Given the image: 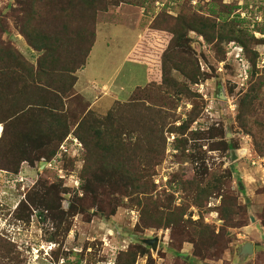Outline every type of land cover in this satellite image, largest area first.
<instances>
[{"label":"rangeland","instance_id":"rangeland-1","mask_svg":"<svg viewBox=\"0 0 264 264\" xmlns=\"http://www.w3.org/2000/svg\"><path fill=\"white\" fill-rule=\"evenodd\" d=\"M107 2L112 5L98 14L99 38L79 82L103 98L92 106L74 89L58 100L49 92L61 90L52 86L69 82L43 75L35 94L63 106L69 134L49 147L28 141L23 147L34 163L20 161L10 133L2 139L7 124L0 123V264H130L131 253L137 254L135 264H264V87L256 102L244 103L264 80V0ZM31 11V0H0V32H7L5 45L38 70L45 51L31 47L22 32L39 44L53 10L35 6L33 25L27 20ZM223 11L240 16L256 43L248 55L238 43L210 44L190 32L188 56L200 70L193 83L186 66L165 55L172 37L158 29L173 26L181 15L216 18ZM181 54L182 48L174 49ZM106 83L112 88L104 91ZM180 88L189 92L180 96ZM89 113V121L102 125L95 124L85 144L77 128ZM148 116L165 126L146 127ZM183 123L188 129L180 133ZM123 127L122 139L137 146L124 153L135 166L129 170L145 177L147 194H137V182L126 190L102 185L109 172L100 161L106 143L97 152L99 139L112 137L100 133ZM156 133L161 135L154 140ZM168 210L184 213L180 227H159ZM199 230L211 240L198 246L193 233ZM154 239L158 250L149 245ZM246 244L254 246L253 254L242 255Z\"/></svg>","mask_w":264,"mask_h":264},{"label":"trees","instance_id":"trees-1","mask_svg":"<svg viewBox=\"0 0 264 264\" xmlns=\"http://www.w3.org/2000/svg\"><path fill=\"white\" fill-rule=\"evenodd\" d=\"M110 5L112 3H108L107 0H31L32 11L27 16L28 21H34L36 19L35 15H39V13L34 12L35 6L49 7V9L53 10L52 19L46 24L49 32H44V30L39 31L42 34L38 35L39 44L33 42L27 33L22 32L31 47H34L39 52L45 51L44 56L39 60L38 70L28 63L19 52L5 45L1 37L2 34L5 35L7 32H0V123L7 124L2 139L5 141L7 134L10 133L9 137L12 140V145H14L16 154H19L21 162L31 161L34 163V160L27 156V150L23 147L25 144L27 147L30 146L28 141H31L33 146L35 144L37 147L43 148L51 146L56 140L62 143L68 136L69 127L66 126L64 121L63 106L56 104L51 99L37 96L35 94V87L38 83L40 84L39 81H43V75L47 78L52 77L50 75H57L61 79H67L66 81L69 82V85H64L63 88L61 86H52L61 90L62 94L59 91L60 94L49 92V95L54 96L58 100H63L73 92L77 83V77H74V74L87 66L90 54L96 43L98 14L106 12ZM224 9H227V7H224ZM47 11L49 10H45L44 12ZM231 15V11L219 12L216 18L204 15L190 17L185 14L175 19L173 26L168 24L169 27L163 26V28L158 29L164 32L165 36L169 35L172 37L165 55L168 54L167 56L171 60L177 61L178 59L186 66L184 74L191 82L196 83L200 70L196 71V65H194L192 57L188 56L187 42L190 32H196L210 44H213L215 40L221 43H238L245 50L246 54H250L251 46L256 43V38L249 35L242 27L240 16L232 17ZM30 24L33 25L31 21ZM34 33H38L35 28ZM220 47L219 45L218 48ZM177 48H182L183 50V54L179 56L180 59L177 55H174V49ZM254 53L256 57L254 65L256 68L258 54ZM255 72L257 74V71ZM256 86L257 88L252 87L248 91L244 98V103L252 105L259 99V92L264 87V80H259ZM14 87L15 89H13ZM186 92H189L188 88L185 91L184 88H180L177 91L180 96ZM89 115L82 119L77 128V136L85 144H87L86 136L89 132L96 125H102L101 120L94 119L93 121H89L88 117H91L92 114L89 113ZM166 119L168 120L170 117L167 116ZM149 120L151 122H148ZM42 122H46L49 127L48 131L42 127ZM153 125L154 128H161L165 126V122L160 125L159 122L148 116L146 127L152 129ZM107 129L104 133H100V135L110 136L112 139L108 140V142L105 138L99 139L100 147L97 149V152L102 151L103 145L106 143V151H104L107 153L105 155L106 158L100 161L103 168L109 173L101 180L102 185L104 184L106 188L115 186L119 190H126L128 186L135 188L134 183L137 182V194H147L148 191L144 189L145 186L142 183L145 177L141 173L129 170L135 169V166L132 159L124 155L126 151H136L134 149L137 147L133 148L122 139L127 132L126 127H123V130ZM187 129L188 124L183 123L177 130L180 133H184ZM154 132L155 129L153 130ZM160 135L157 133L153 134L154 140L159 139ZM45 138L46 140L43 141ZM2 139L0 145L4 149L5 142ZM143 142L138 143V148ZM156 147L157 144H154L152 151H156ZM3 149L1 153L4 151ZM143 201L146 202V207H150L149 203L151 199L144 197ZM43 203L47 211L52 210L50 206H47L48 202L43 200ZM32 206L37 209L39 208L35 204ZM234 209H237L236 204H232L229 207L231 213H235ZM183 217L184 213L168 210L165 214H161L159 227L163 225V227L167 228H178L181 222L184 221ZM200 227L207 229L203 225H200ZM209 235L206 230L194 232L195 245L206 244L211 240ZM129 256L131 257L130 264H135L137 254L131 253Z\"/></svg>","mask_w":264,"mask_h":264},{"label":"crops","instance_id":"crops-1","mask_svg":"<svg viewBox=\"0 0 264 264\" xmlns=\"http://www.w3.org/2000/svg\"><path fill=\"white\" fill-rule=\"evenodd\" d=\"M100 20H101V18H100ZM100 26L101 25L98 22V26H97V38H96L95 47H96V44H97V40L99 38ZM92 52H93V50H92ZM92 52L90 54V57L92 55ZM90 57H89V60H90ZM89 60H88V63H89ZM86 69H87V66L84 67V69H81V70H79L77 72V83H76L74 89L76 90V92H78L79 95H81L82 97H84L93 106V105H96L97 102L101 100V98H103V95L100 94L99 92H97V89L96 88L93 89L92 87L89 88L88 86L86 87L84 85L79 84L80 78L83 76L84 73H86ZM108 84L109 83H106V84L103 85L102 88H103L104 91L105 90H109V88H112L111 87L112 85H108Z\"/></svg>","mask_w":264,"mask_h":264},{"label":"water","instance_id":"water-1","mask_svg":"<svg viewBox=\"0 0 264 264\" xmlns=\"http://www.w3.org/2000/svg\"><path fill=\"white\" fill-rule=\"evenodd\" d=\"M149 245L153 248V250H158V246H159V240L158 239H154L152 241L149 242ZM254 252V246L252 244H246L243 247L242 250V255H251Z\"/></svg>","mask_w":264,"mask_h":264},{"label":"built area","instance_id":"built-area-1","mask_svg":"<svg viewBox=\"0 0 264 264\" xmlns=\"http://www.w3.org/2000/svg\"><path fill=\"white\" fill-rule=\"evenodd\" d=\"M69 142L67 141V142H65L64 143V145L62 146V148H61V150L65 153V154H67V147L66 146H69ZM50 164V166H52L53 164L52 163H49Z\"/></svg>","mask_w":264,"mask_h":264}]
</instances>
